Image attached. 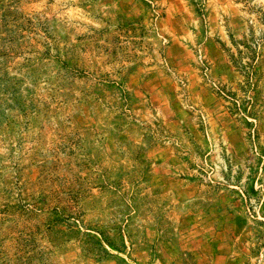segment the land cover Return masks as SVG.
Instances as JSON below:
<instances>
[{
  "label": "rangeland",
  "instance_id": "rangeland-1",
  "mask_svg": "<svg viewBox=\"0 0 264 264\" xmlns=\"http://www.w3.org/2000/svg\"><path fill=\"white\" fill-rule=\"evenodd\" d=\"M0 264H264V0H0Z\"/></svg>",
  "mask_w": 264,
  "mask_h": 264
},
{
  "label": "trees",
  "instance_id": "trees-1",
  "mask_svg": "<svg viewBox=\"0 0 264 264\" xmlns=\"http://www.w3.org/2000/svg\"><path fill=\"white\" fill-rule=\"evenodd\" d=\"M246 49V53L242 52V51H238V55L239 56H231L230 59L234 65V67L236 69H238L239 71H241L242 73H245L247 76V78H249V73L248 70L250 69L251 65L250 62H253V58L255 57V52H253V50L249 47V46H245ZM244 59H248V61L243 62ZM226 96L224 97H229L228 94H225ZM232 97V96H231ZM236 104V103H235ZM237 106V105H235Z\"/></svg>",
  "mask_w": 264,
  "mask_h": 264
}]
</instances>
